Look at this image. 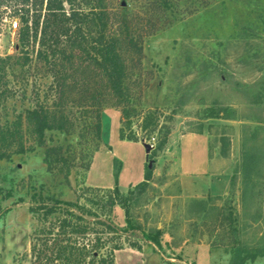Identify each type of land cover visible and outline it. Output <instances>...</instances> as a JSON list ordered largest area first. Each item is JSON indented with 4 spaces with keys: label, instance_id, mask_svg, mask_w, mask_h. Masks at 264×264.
I'll use <instances>...</instances> for the list:
<instances>
[{
    "label": "rangeland",
    "instance_id": "rangeland-1",
    "mask_svg": "<svg viewBox=\"0 0 264 264\" xmlns=\"http://www.w3.org/2000/svg\"><path fill=\"white\" fill-rule=\"evenodd\" d=\"M160 1L109 2L115 27L126 24L142 49L126 52L134 105L158 110L160 131L149 137L135 116L139 141L122 140L121 109L109 100L98 147L52 132L44 147L0 161V264H28L33 194L75 201L88 188L127 193L149 161L152 179L131 207L138 230L127 234L142 250L125 247L116 264H264V0ZM11 22L0 19V56L18 52ZM17 80V107L24 92L28 99L47 85L35 72L27 85ZM69 143L76 166L49 172L45 149ZM124 218L116 208L117 227ZM157 230L159 247L145 240Z\"/></svg>",
    "mask_w": 264,
    "mask_h": 264
},
{
    "label": "trees",
    "instance_id": "trees-1",
    "mask_svg": "<svg viewBox=\"0 0 264 264\" xmlns=\"http://www.w3.org/2000/svg\"><path fill=\"white\" fill-rule=\"evenodd\" d=\"M109 2L0 0V19L9 18L18 27L17 54L0 56V161L44 147L52 132L79 140L90 137L98 147L101 110L109 100L121 109L122 140L139 141L133 131L135 116H141V129L149 137L160 131V112H138L134 105L126 52L141 56L142 49L126 24L115 27ZM34 72L47 85L34 89L28 99L24 92L17 107L19 94L13 84L21 78L16 83L27 85ZM167 135L168 130L159 137L152 156L163 149ZM76 154L71 143L52 145L45 149L44 163L49 172L69 175ZM152 176L147 166L143 180L127 193L88 188L75 201L33 194L29 211L37 225L28 264H116V252L125 247L141 251L127 234L138 230L131 207ZM116 208L124 212L122 228L114 221ZM161 236L157 230L145 240L159 247Z\"/></svg>",
    "mask_w": 264,
    "mask_h": 264
},
{
    "label": "water",
    "instance_id": "water-1",
    "mask_svg": "<svg viewBox=\"0 0 264 264\" xmlns=\"http://www.w3.org/2000/svg\"><path fill=\"white\" fill-rule=\"evenodd\" d=\"M143 147L145 148L146 155L149 156V155H150V152H151L152 149H153V146L144 143V144H143ZM148 167H149V169H152V161H149V163H148Z\"/></svg>",
    "mask_w": 264,
    "mask_h": 264
}]
</instances>
